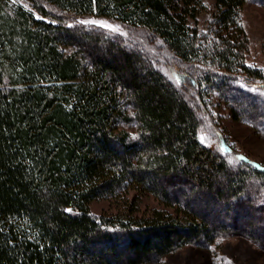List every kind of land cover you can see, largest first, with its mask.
Returning a JSON list of instances; mask_svg holds the SVG:
<instances>
[{"label": "trees", "instance_id": "16d2710c", "mask_svg": "<svg viewBox=\"0 0 264 264\" xmlns=\"http://www.w3.org/2000/svg\"><path fill=\"white\" fill-rule=\"evenodd\" d=\"M248 2L264 6L215 0L200 30L199 0H0V264H143L235 235L264 248V164L199 139L210 104L264 137ZM89 17L159 41L181 81ZM144 195L161 208L137 216ZM100 199L123 208L93 213Z\"/></svg>", "mask_w": 264, "mask_h": 264}, {"label": "rangeland", "instance_id": "374dc122", "mask_svg": "<svg viewBox=\"0 0 264 264\" xmlns=\"http://www.w3.org/2000/svg\"><path fill=\"white\" fill-rule=\"evenodd\" d=\"M215 7V0H199L197 19L200 30L205 28L206 21ZM81 21L104 22L119 31L102 27L99 23H84L103 30L121 35L131 45H138L159 63V67L175 83L180 82L182 73L171 65L170 54L162 48L159 41H148L147 33L140 29H128L120 23L97 17L84 18ZM241 22L249 40L247 63L264 70V6L255 3H246L241 10ZM192 80V79H191ZM204 109L199 108V115L203 125L199 132L201 143L207 147L218 149L230 156H246L256 164H264V137L260 136L248 123L234 120L227 110L210 104ZM135 215H148L152 208L161 206L151 196H141L137 203ZM158 207V208H159ZM123 202L111 200H96L90 203V209L96 214H111L119 212ZM143 264H264V248H259L245 238L235 235L216 238L206 247L185 245L174 252L167 254L156 262Z\"/></svg>", "mask_w": 264, "mask_h": 264}, {"label": "snow or ice", "instance_id": "6c2138e0", "mask_svg": "<svg viewBox=\"0 0 264 264\" xmlns=\"http://www.w3.org/2000/svg\"><path fill=\"white\" fill-rule=\"evenodd\" d=\"M81 23H92V24H96V23H99L102 27H105V28H110L112 29L113 31H119V27H113L112 25H109L107 23H104V22H98V21H82ZM201 141L204 142L205 141V138L202 136L201 137ZM245 157L241 156V157H238L237 160L235 162H239V161H242L244 160ZM230 163H233V161H230ZM256 167H260V165H256ZM68 211H71L70 209Z\"/></svg>", "mask_w": 264, "mask_h": 264}]
</instances>
